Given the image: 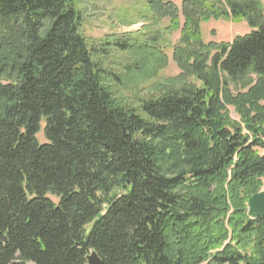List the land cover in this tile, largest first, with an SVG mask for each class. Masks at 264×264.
Here are the masks:
<instances>
[{
  "label": "trees",
  "instance_id": "16d2710c",
  "mask_svg": "<svg viewBox=\"0 0 264 264\" xmlns=\"http://www.w3.org/2000/svg\"><path fill=\"white\" fill-rule=\"evenodd\" d=\"M129 1L181 31L179 74L142 97L129 78L167 66L158 33L90 41L80 0H0V264L93 251L102 264H264V219L246 207L264 187V0ZM211 21L249 32L205 44Z\"/></svg>",
  "mask_w": 264,
  "mask_h": 264
},
{
  "label": "rangeland",
  "instance_id": "374dc122",
  "mask_svg": "<svg viewBox=\"0 0 264 264\" xmlns=\"http://www.w3.org/2000/svg\"><path fill=\"white\" fill-rule=\"evenodd\" d=\"M183 0H172V2L180 9ZM79 7L83 11L84 21L81 32L90 41H102L112 36L133 35L136 38L147 39L150 34L155 32L160 35L157 43L164 47L163 51L167 57L168 64L165 68L159 70L157 75L142 79L132 80L129 77L128 88L139 92L141 97L145 94L155 93L156 85L163 80L175 77L179 74V70L174 61H172V49L178 43L181 37V31L168 33L165 30L170 25L169 19L158 21L153 24V20L147 18V13L141 4L131 2L129 0H80ZM180 25H183V18L180 17ZM203 32V41L205 44H214L220 42L230 43L237 36L245 35L249 32V28L245 23L211 21L201 25ZM112 58L119 62L120 65H134L135 62L124 53L118 51L112 52ZM132 76V75H131ZM232 89V85L229 84ZM130 88V89H131ZM235 92V91H234ZM125 97H132V93H123ZM131 103V101H127ZM231 120L240 121L235 109L228 108ZM42 126V125H41ZM43 127V126H42ZM39 143H45L43 131L41 130L36 136ZM264 155V151H260ZM264 187L260 191H262ZM259 191V192H260ZM55 202L56 199L52 198ZM247 207V204H246Z\"/></svg>",
  "mask_w": 264,
  "mask_h": 264
},
{
  "label": "water",
  "instance_id": "95a60500",
  "mask_svg": "<svg viewBox=\"0 0 264 264\" xmlns=\"http://www.w3.org/2000/svg\"><path fill=\"white\" fill-rule=\"evenodd\" d=\"M247 210V215L250 219H264V189L252 195L247 202ZM86 261H88L87 264H102V261L94 251L87 255Z\"/></svg>",
  "mask_w": 264,
  "mask_h": 264
}]
</instances>
